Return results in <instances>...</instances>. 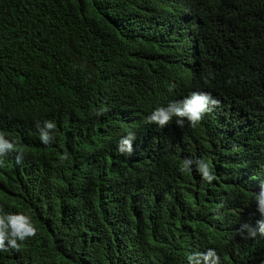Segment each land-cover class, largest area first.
Segmentation results:
<instances>
[{"label": "trees", "instance_id": "trees-1", "mask_svg": "<svg viewBox=\"0 0 264 264\" xmlns=\"http://www.w3.org/2000/svg\"><path fill=\"white\" fill-rule=\"evenodd\" d=\"M195 1L216 109L151 0H0V264H264L263 189L218 165L264 132V0Z\"/></svg>", "mask_w": 264, "mask_h": 264}, {"label": "clouds", "instance_id": "clouds-1", "mask_svg": "<svg viewBox=\"0 0 264 264\" xmlns=\"http://www.w3.org/2000/svg\"><path fill=\"white\" fill-rule=\"evenodd\" d=\"M151 5L143 15H149L153 20L151 25V31L155 35L165 32L167 39L175 42V48L168 58L171 62H179L184 55L191 56L190 60L195 61L193 64V74L191 88L188 92H193V103L200 106V108L211 107L216 109L220 104V100L217 96L213 95L208 89L216 87L213 83L215 78L226 80L224 75L218 74L214 70L203 71L202 67L198 65V60L201 57V48L205 34L207 33V24L202 22L199 17L204 16L201 9L195 0H151ZM102 80H100L101 82ZM197 88V89H196ZM208 88V89H207ZM101 89V90H100ZM106 89V90H105ZM196 89V90H193ZM225 90V88H224ZM107 92L110 96L122 95L121 89L118 88L113 81L104 77L101 85L98 83L96 92L102 98L103 94ZM177 101H164V103L151 102L146 107L147 113L145 120L152 126H157L161 118L164 116L168 119L174 109L177 108ZM154 103V104H153ZM129 113L128 107H124L119 114ZM179 112L184 113V108H181ZM177 119H181L178 115ZM196 119H189V121ZM188 121V122H189ZM259 118L256 122H252L259 125ZM251 124V126H252ZM43 135L41 134V139ZM259 142L257 138L254 139L253 145L247 147L246 152L241 158L224 157L218 159V165L223 159L230 161L231 171L239 172L241 180L240 183H244L245 179L250 178L252 184L249 187L255 186V192H259L261 188L264 193V170L261 173V169L264 165V132H262ZM262 160V164L257 165L258 160Z\"/></svg>", "mask_w": 264, "mask_h": 264}, {"label": "bare ground", "instance_id": "bare-ground-1", "mask_svg": "<svg viewBox=\"0 0 264 264\" xmlns=\"http://www.w3.org/2000/svg\"><path fill=\"white\" fill-rule=\"evenodd\" d=\"M172 153V152H171Z\"/></svg>", "mask_w": 264, "mask_h": 264}]
</instances>
